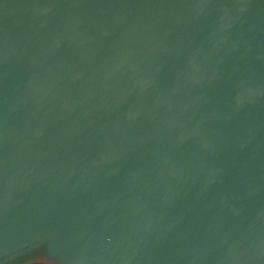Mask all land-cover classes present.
<instances>
[{"label": "water", "instance_id": "water-1", "mask_svg": "<svg viewBox=\"0 0 264 264\" xmlns=\"http://www.w3.org/2000/svg\"><path fill=\"white\" fill-rule=\"evenodd\" d=\"M264 264V0H0V264Z\"/></svg>", "mask_w": 264, "mask_h": 264}, {"label": "rangeland", "instance_id": "rangeland-1", "mask_svg": "<svg viewBox=\"0 0 264 264\" xmlns=\"http://www.w3.org/2000/svg\"><path fill=\"white\" fill-rule=\"evenodd\" d=\"M41 251H44V248H32L9 259L6 264H43L41 259L36 258Z\"/></svg>", "mask_w": 264, "mask_h": 264}, {"label": "crops", "instance_id": "crops-1", "mask_svg": "<svg viewBox=\"0 0 264 264\" xmlns=\"http://www.w3.org/2000/svg\"><path fill=\"white\" fill-rule=\"evenodd\" d=\"M42 262H43V264H50V263H49V262H47V261H43V260H42Z\"/></svg>", "mask_w": 264, "mask_h": 264}]
</instances>
